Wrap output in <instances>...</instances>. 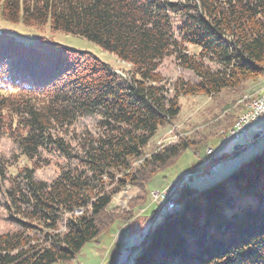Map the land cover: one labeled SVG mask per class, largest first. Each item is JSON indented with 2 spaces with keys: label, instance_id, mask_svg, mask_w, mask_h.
<instances>
[{
  "label": "trees",
  "instance_id": "1",
  "mask_svg": "<svg viewBox=\"0 0 264 264\" xmlns=\"http://www.w3.org/2000/svg\"><path fill=\"white\" fill-rule=\"evenodd\" d=\"M0 20L84 38L129 67L121 82L91 54L47 40L24 46L0 31V140L32 163L8 178L0 154V193L16 226L0 233V264L73 261L124 221L110 208L116 195L133 188L128 207L145 204L148 184L198 146L144 153L179 115V97L238 92L264 76V0H0ZM172 56L197 82L173 84L168 98L157 70ZM91 116L94 135L72 134ZM41 154L67 163L50 183L34 179ZM178 201L133 264H264V151L225 182L185 185Z\"/></svg>",
  "mask_w": 264,
  "mask_h": 264
},
{
  "label": "rangeland",
  "instance_id": "2",
  "mask_svg": "<svg viewBox=\"0 0 264 264\" xmlns=\"http://www.w3.org/2000/svg\"><path fill=\"white\" fill-rule=\"evenodd\" d=\"M179 21L174 18V25L177 26ZM0 31L16 38L24 46H35L42 40H47L69 50L91 54L110 66L121 82L127 79L128 66L84 38L52 32L48 26L36 29L2 20ZM157 71L163 78L168 98L172 96L170 87L173 84L197 82L189 71L177 65L173 56L164 58ZM263 88L264 76H261L247 81L238 92L224 91L215 97H179V115L171 123L157 130L144 153L148 155L183 140H190L198 146L182 153L174 165L148 184L149 192L145 204L138 203L137 206L128 207L138 193L133 188H127L116 195L110 208L116 210L119 215L123 214L124 221H115L96 241L87 243L73 261L56 264H133L149 228L158 224L166 214L177 212L176 207L179 206L177 202L167 213L161 208V199L155 198L156 192H172L180 176L188 187L197 191L220 181L225 182L227 176L241 164L264 151V120L248 127L247 140L228 138L229 132L235 129L233 127H236L239 118L248 112L250 104ZM97 122V117H84L77 120L70 131L76 135H94ZM255 135L259 137L254 139ZM71 145L74 146V143L71 142ZM236 146L238 149H235ZM210 149L215 151V157L211 158V161L207 155ZM0 154L6 161L8 178L15 176L24 166L32 168V163L27 162L8 139L0 140ZM40 158L34 166V179L38 182L50 183L67 164L56 154H41ZM140 161H134V167L138 166ZM5 186H8L7 183ZM182 189L183 187H180V191ZM5 202V197L0 193V233L16 229L15 224L8 219L9 212Z\"/></svg>",
  "mask_w": 264,
  "mask_h": 264
},
{
  "label": "built area",
  "instance_id": "3",
  "mask_svg": "<svg viewBox=\"0 0 264 264\" xmlns=\"http://www.w3.org/2000/svg\"><path fill=\"white\" fill-rule=\"evenodd\" d=\"M264 120V99L263 101L259 102L258 105H253L250 114H247L244 120L240 121L235 129V131L229 132L228 138H233L236 140H247L248 139V127L251 125ZM210 158H214L215 151L212 149L209 150L207 154ZM211 161V160H210ZM185 182L183 177H179V182L176 183L175 188L170 193H155V198L158 200L160 198L162 202V206L164 210L168 213L171 210V207L179 202V193L180 187H184Z\"/></svg>",
  "mask_w": 264,
  "mask_h": 264
},
{
  "label": "bare ground",
  "instance_id": "4",
  "mask_svg": "<svg viewBox=\"0 0 264 264\" xmlns=\"http://www.w3.org/2000/svg\"><path fill=\"white\" fill-rule=\"evenodd\" d=\"M263 99H264V88L261 90V92L258 94V96L254 99V101L250 104L249 109H248V112H247L245 115H243L242 117L239 118V121L237 122L236 127H237V125H238V123H239L240 121L244 120V118H245V116H246L247 114H250L253 105H258V103L261 102V101H263ZM236 127H233V128L236 129ZM235 129H234V130L232 129V130L235 131ZM208 152H209V151H208ZM176 203H177V202H176ZM177 204H178V203H177ZM178 205H179V206L176 207V210H177V211H179V210L181 209V204H178ZM177 208H178V209H177ZM170 211H171V210H170Z\"/></svg>",
  "mask_w": 264,
  "mask_h": 264
},
{
  "label": "water",
  "instance_id": "5",
  "mask_svg": "<svg viewBox=\"0 0 264 264\" xmlns=\"http://www.w3.org/2000/svg\"><path fill=\"white\" fill-rule=\"evenodd\" d=\"M258 137H259V135H255L254 139H257ZM235 149H238V146H236Z\"/></svg>",
  "mask_w": 264,
  "mask_h": 264
}]
</instances>
